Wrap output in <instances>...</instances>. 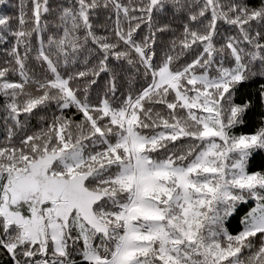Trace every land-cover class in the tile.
<instances>
[{"label":"snow or ice","instance_id":"snow-or-ice-1","mask_svg":"<svg viewBox=\"0 0 264 264\" xmlns=\"http://www.w3.org/2000/svg\"><path fill=\"white\" fill-rule=\"evenodd\" d=\"M0 264H264V0H0Z\"/></svg>","mask_w":264,"mask_h":264}]
</instances>
